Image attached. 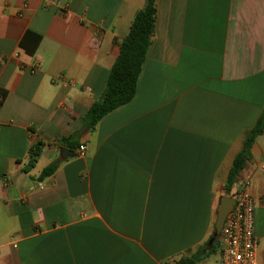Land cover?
Masks as SVG:
<instances>
[{
	"label": "crops",
	"instance_id": "obj_1",
	"mask_svg": "<svg viewBox=\"0 0 264 264\" xmlns=\"http://www.w3.org/2000/svg\"><path fill=\"white\" fill-rule=\"evenodd\" d=\"M145 2L0 0V264H174L213 232L264 108V0H156L134 97L88 128ZM245 184L264 264V126L228 195Z\"/></svg>",
	"mask_w": 264,
	"mask_h": 264
},
{
	"label": "trees",
	"instance_id": "obj_2",
	"mask_svg": "<svg viewBox=\"0 0 264 264\" xmlns=\"http://www.w3.org/2000/svg\"><path fill=\"white\" fill-rule=\"evenodd\" d=\"M156 18V0H146L144 6L135 12L126 36L118 42L119 52L113 62L104 90L100 98L95 101L83 116V122L88 128H93L98 121L109 112L128 103L136 92V85L151 43ZM27 32L24 39L28 37ZM32 34V33H31ZM36 42L39 36L35 35ZM24 41V40H23ZM22 44V42H21ZM264 126V108L254 125L244 133L242 147L235 155L229 169L224 191L228 195L233 184L236 183L239 172L250 158V150L256 138L262 133ZM62 143L69 145L66 140ZM42 144L37 142L29 148V159L24 170L27 171L36 163ZM58 161L55 160L45 166L39 179L55 172ZM237 193V192H236ZM236 193L230 196H235ZM219 246V236L214 232L193 250H187L174 261V264H198L201 260L216 252Z\"/></svg>",
	"mask_w": 264,
	"mask_h": 264
},
{
	"label": "built area",
	"instance_id": "obj_3",
	"mask_svg": "<svg viewBox=\"0 0 264 264\" xmlns=\"http://www.w3.org/2000/svg\"><path fill=\"white\" fill-rule=\"evenodd\" d=\"M84 148V145L79 146L81 155ZM234 198L235 204L226 215L219 235L220 264H256L255 206L248 185L245 184Z\"/></svg>",
	"mask_w": 264,
	"mask_h": 264
},
{
	"label": "water",
	"instance_id": "obj_4",
	"mask_svg": "<svg viewBox=\"0 0 264 264\" xmlns=\"http://www.w3.org/2000/svg\"><path fill=\"white\" fill-rule=\"evenodd\" d=\"M71 150L61 147L59 150V156L64 159L67 156H71ZM235 204V198L230 195H221L215 210V220L213 223V232L216 236L220 235L224 220L228 212L233 208Z\"/></svg>",
	"mask_w": 264,
	"mask_h": 264
}]
</instances>
